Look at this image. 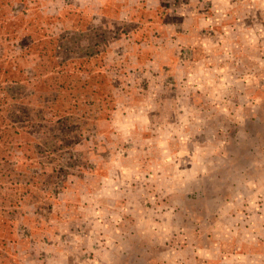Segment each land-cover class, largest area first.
<instances>
[{
	"label": "rangeland",
	"instance_id": "rangeland-1",
	"mask_svg": "<svg viewBox=\"0 0 264 264\" xmlns=\"http://www.w3.org/2000/svg\"><path fill=\"white\" fill-rule=\"evenodd\" d=\"M263 212L264 0H0V264H264Z\"/></svg>",
	"mask_w": 264,
	"mask_h": 264
},
{
	"label": "crops",
	"instance_id": "crops-1",
	"mask_svg": "<svg viewBox=\"0 0 264 264\" xmlns=\"http://www.w3.org/2000/svg\"><path fill=\"white\" fill-rule=\"evenodd\" d=\"M234 7H236V10L237 9H239V6H234ZM247 19V18H246ZM238 24L239 23H241V27L243 26V25H246L243 21H242V19L241 20H239L238 22H237ZM239 28V26L235 29H233L232 28V33H233V35H234V39L236 40V42H238L239 40H240V32L239 31H241V29H238ZM215 38L214 37H210V38H207L206 39V41H205V43L206 44H208V42L210 41V40H214ZM219 38H216L215 39V41L214 42H216L217 40H218ZM220 44H221V40H219L218 41V46H220ZM225 45H226V42H224L223 43V47H222V49L220 50V52H223V49H224V47H225ZM199 66L202 68V69H206V70H210L209 68H210V66L207 64V63H202V64H199ZM214 68H217L218 70H220L221 72H224L225 70L224 69H222V67L219 65L218 67H214ZM203 71V70H202ZM205 71V70H204ZM158 72L159 73H161V71H160V68L158 69ZM156 85H157V83H156ZM172 86H174V87H176L174 84H172L171 86H170V88H167V90L168 91H170V90H173V88H172ZM185 86L187 87V88H189V86L188 85H186L185 84ZM160 87H162V86H157V89H159ZM223 87H225L224 89H227L228 91H229V95H231L232 94V90H231V88H230V85H228V84H226V83H223ZM190 90L189 89H187V92H189ZM188 94V93H187ZM190 95L188 94V97H186V100H183V101H179V104H178V106H180L181 107V111L180 112H184V114H179V110H178V114H177V118H181V119H184V118H188V111H190V109L191 108H193V107H195L196 105H198L197 104V101L194 99V98H192V97H189ZM199 105H201V102L199 103ZM215 107L217 108V110H219V114H227L229 117H230V121L235 125V127H236V129H240V126H241V124H239V122L237 121V119H238V115H237V112L239 111V109H244L245 111H247V110H251L252 112V114H248L249 116L248 117H246L245 118V116H242L241 118V120L243 121L244 119H246V120H251L252 122H254V120H256V117H255V115L253 114V110H254V106H253V104H249L248 102H244L243 104H241L240 106L236 103V102H234L233 101V99H229V101H225L223 104H222V102H220V101H217V102H215ZM178 106H176V108L178 107ZM178 109V108H177ZM185 109H187L186 111H185ZM174 120H176L175 118H174ZM257 120H259V119H257ZM225 130V132H226V136H227V131L229 130V129H224ZM224 130H222L223 132H224ZM221 131V132H222ZM218 134H220V132H218ZM218 134H217V136H218ZM239 135H240V131L238 130V131H236L232 136L230 135H228V137L231 139V141L233 142H235L236 143V145L238 144V140H239ZM224 143V150L222 151V153H225V154H230V155H233V152H229L228 151V149H227V147L225 146V142H223ZM254 149L255 148H253V150L251 151V152H254ZM249 166H252V165H249ZM246 169H249V167L248 168H246ZM246 182H248V181H246ZM262 218H263V220H264V212H263V214H262ZM262 231L263 232H261V230H258V231H255V230H253L252 231V234L254 235L253 237H255L256 235L255 234H258V235H261L263 238H264V224L262 225ZM261 233H263V234H261ZM257 237V236H256ZM261 242V241H260Z\"/></svg>",
	"mask_w": 264,
	"mask_h": 264
},
{
	"label": "trees",
	"instance_id": "trees-1",
	"mask_svg": "<svg viewBox=\"0 0 264 264\" xmlns=\"http://www.w3.org/2000/svg\"><path fill=\"white\" fill-rule=\"evenodd\" d=\"M188 2H189V0H188ZM232 9L235 10V8H232ZM232 9H231V11H230L231 14L233 13V10H232ZM211 11H212V10H211ZM226 11H227V13H229L228 10H226ZM212 12H213V14H215V16L210 17V20H208V21L210 22V24H213V23L216 24V23H218V22L216 21V19H217V16H216V15H218V14H217L215 8L213 9ZM204 14H205V15H212L210 11H205ZM223 14H224V13H222V15H223ZM242 19H246V17H243ZM209 22H207L206 24H209ZM211 32H212V31L206 30L205 33H204L202 36H204L205 38L213 37L214 34L216 33V31H214V34L212 33V35H210ZM199 41H200V39H199ZM182 49H185V50H186L187 48L182 47ZM188 49H189V48H188ZM185 50H184V51H185ZM194 50H195L194 48L190 49V51H193V52H194ZM195 52H196V50H195Z\"/></svg>",
	"mask_w": 264,
	"mask_h": 264
}]
</instances>
